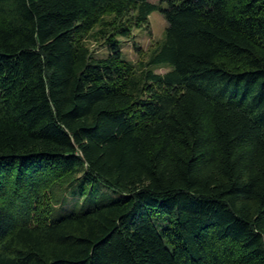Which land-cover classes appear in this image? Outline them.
I'll return each instance as SVG.
<instances>
[{
  "label": "trees",
  "instance_id": "16d2710c",
  "mask_svg": "<svg viewBox=\"0 0 264 264\" xmlns=\"http://www.w3.org/2000/svg\"><path fill=\"white\" fill-rule=\"evenodd\" d=\"M160 2L0 0V264H264V0Z\"/></svg>",
  "mask_w": 264,
  "mask_h": 264
},
{
  "label": "rangeland",
  "instance_id": "374dc122",
  "mask_svg": "<svg viewBox=\"0 0 264 264\" xmlns=\"http://www.w3.org/2000/svg\"><path fill=\"white\" fill-rule=\"evenodd\" d=\"M156 4L164 5L160 0H151ZM110 16H105L109 19ZM167 22L160 11H155L148 17L146 24L140 25L134 21L131 24V33L128 37L119 38L121 48L125 58L130 61L135 69L139 71L144 68L150 55L161 45L164 39ZM88 32L84 38V43L95 55L101 56L106 53V48L102 46V41L96 38L95 30ZM156 73L163 74L169 70L167 66H156L153 68ZM70 205V204H69Z\"/></svg>",
  "mask_w": 264,
  "mask_h": 264
}]
</instances>
